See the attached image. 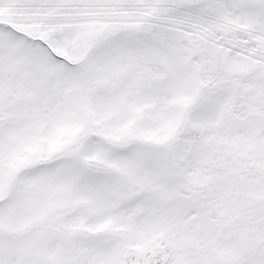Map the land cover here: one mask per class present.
I'll list each match as a JSON object with an SVG mask.
<instances>
[{
    "label": "snow or ice",
    "instance_id": "snow-or-ice-1",
    "mask_svg": "<svg viewBox=\"0 0 264 264\" xmlns=\"http://www.w3.org/2000/svg\"><path fill=\"white\" fill-rule=\"evenodd\" d=\"M0 264H264V0H0Z\"/></svg>",
    "mask_w": 264,
    "mask_h": 264
}]
</instances>
